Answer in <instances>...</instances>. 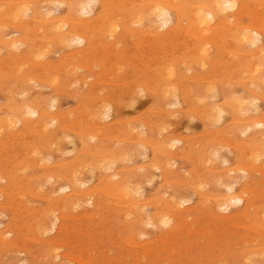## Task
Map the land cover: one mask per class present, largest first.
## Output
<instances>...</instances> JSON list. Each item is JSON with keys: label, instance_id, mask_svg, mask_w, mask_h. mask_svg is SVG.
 I'll return each mask as SVG.
<instances>
[{"label": "rangeland", "instance_id": "1", "mask_svg": "<svg viewBox=\"0 0 264 264\" xmlns=\"http://www.w3.org/2000/svg\"><path fill=\"white\" fill-rule=\"evenodd\" d=\"M251 5L253 3H250L247 12L243 15V25L263 24L264 26V23H262L264 20L259 19L260 14L264 10L256 11L254 10L255 6L251 7ZM54 10L55 14L60 16L64 14L65 7H58V9L54 7ZM257 13L260 16H257ZM245 14H247L246 17ZM3 30L4 37L7 36V38L5 37L6 40L24 38V34L19 32L13 25ZM146 30L148 32L151 31L150 28L149 30L146 28ZM121 31L123 33L119 36L118 42L115 41L114 36H107L106 38L100 32H96L94 34L95 46L92 49L89 48L88 51L84 48V50L86 49L85 52L90 53L87 58H82V56L75 60L72 58V53L81 50L80 48L82 47L74 46L62 50L53 48L55 51H48L49 54L46 56V61L43 62L52 63L49 69L42 67V64L38 62L39 60L32 58L33 55L29 52L23 53V60L16 63L13 62L15 57L10 55L9 52L6 50L0 52L3 59L0 63V110H3V112L12 111L14 105L18 103L14 99L16 101L22 99L21 96H18V93L15 95L11 93L12 89L14 90L15 87H19L17 81L20 80L19 77L21 75L34 74L41 78L44 76L42 79L39 78L43 82L39 80V84L33 87L29 98L30 101L38 102L43 99L51 100L52 97L56 98L59 113L62 115L61 129L64 130L65 134L70 135L73 141L74 139L77 141L75 142L76 145H72L70 139H64V135L62 136L63 132H60L61 136H59V140L57 137L59 134L54 136L55 139L57 138V141L53 138L54 141L52 140V142L54 144L52 142L44 143L39 134L31 129L23 132L21 136L16 135L11 137L5 131L0 134V174L10 177L9 179L11 180L15 177L17 180L24 181L21 184L26 183L30 185L28 189L26 188L25 191H22L17 189L14 180H12L13 183L10 180V185H8V182H2L8 194L7 197L0 199V206L2 207H0V237L6 235L8 232L11 235L8 236L9 243L5 244L0 241V264H264V235L261 229L256 226V223H258L256 218L259 219L257 216L264 210V157L259 160L260 162H252L248 157L242 158L241 155L246 152L244 150L242 152V149L235 147L234 143L237 142L236 139L232 138L233 140H231V138L226 137L219 139L220 137L218 136L215 138L217 127L206 126L204 121L200 119L197 113L201 105L198 102L196 105L195 101H192L193 103H184L182 101L179 106L170 107L171 110L179 112L178 114L174 112L175 116L174 113L168 115L163 111L162 104H160L156 97L158 91L154 93L149 90L142 93L137 91L135 96L137 100L135 98L132 100L129 95L133 94L130 91H133L132 89L137 85H148L151 81L150 84L153 85L149 84L148 86L154 87L159 85L155 71L157 69L156 66H161L160 64L168 61H188L190 54H188L189 52L186 53V51H190L194 47L191 44V38L183 33L182 35H173L167 41H158L148 32H146L147 34L134 35L132 33H124L123 29ZM112 43H115V46ZM221 44L223 43L220 42L219 47L222 46ZM107 46H110V48ZM223 47L226 46L220 47L222 50L216 47L213 49L215 55L212 52L210 60H217L219 64L217 63L216 69L208 75L209 78L211 77L210 80H227L228 76L232 75L228 71L227 65H225L226 61L227 63L229 61L231 63L234 58L229 55L232 49L229 48L228 50V46L226 48ZM226 51H229V54ZM26 54L30 56L27 57L28 60H26ZM218 54L220 56L215 57ZM226 57H229L230 60ZM7 60L9 61L6 62ZM61 61H64L65 67L56 64ZM65 62L67 63L65 64ZM183 66H181L182 71L185 70ZM17 67L21 70L18 71ZM188 72L178 82L182 86L190 87L194 93L198 94L200 84L202 83L203 85L208 80L199 79V77L204 75L201 74L199 69L193 68ZM51 79H55L54 82H56L55 84L51 83L52 86L49 83V81L52 82ZM230 86H233V89ZM159 87L157 86V88ZM229 87L232 91H236V93L242 91V88L238 84H226V88ZM104 103H109L112 106L110 117L101 120L99 124L94 123L93 125H96L94 127L87 124L89 121L84 117L85 115L87 116L86 111ZM259 106L264 111V100L259 101ZM167 108L169 109V107ZM188 110H192V112L194 110L195 114L190 113ZM195 110L198 112L196 113ZM1 113L2 111H0V117ZM164 113L165 115H163ZM144 121L146 123L149 121L150 126L166 121L167 124L165 126L168 127L165 128L164 126V132L162 133L168 135L169 138L174 136V138L180 137V140H183L174 150L175 157L170 159L165 157H163L164 159L160 158V164H171L170 167L168 166L169 175L166 173L167 171H155L152 169L149 173L153 175L154 179L156 178L155 182L152 181L153 184L152 182L151 184L144 183L141 188L139 187L142 190V192H139V196H144L142 199L138 197V200L135 198V202L139 203L137 207L140 212L136 215L128 216V218L122 217L120 216L121 212H124L122 205L105 195H101L97 203L95 202L93 205H88L85 201L77 209H67L63 215H60L58 211V216L60 215L59 217L62 220L59 222L55 233L41 235V232H35L34 227L37 225L40 217L38 215L42 211L56 208V202L48 197L49 190H57L63 186V180L59 178L58 182L51 183V185L42 189L36 187L39 182L42 185V182L46 179L48 174L47 169L58 172L65 163L69 164L78 161L80 155L93 149L91 147H88V149L84 148L76 132L96 133L97 126L102 129L105 127L104 135L107 137L103 138V143L95 147V149L108 147V150H112L114 147V149L121 147L128 153L130 152L129 157H132V141H134L132 138L134 137V132L139 130L140 127L141 130L151 132L147 128H142L141 123ZM224 124L226 123L223 122L222 125ZM65 127L68 130L63 129ZM137 127L139 128L137 129ZM215 131L216 134L214 133ZM151 133L159 135L157 132ZM151 133V140H159V137L163 135L160 134V136L154 137ZM219 140H222L227 145L230 142H234L232 145L230 144L231 146H226ZM214 146L220 149L219 158L214 157L213 159L212 156L207 155L208 152L206 151H208V148H214ZM72 149L74 150L72 151ZM144 149L142 153L137 156L135 155L134 159L130 158V161L112 162L114 166L111 165L113 167L111 168L112 170L101 171L96 169L91 176L85 172L83 179L85 182H88L87 187H94L98 191H103L102 188L105 185L101 184L102 181L107 180L112 174L119 173L120 175H125L128 171L135 170L137 167L138 169L149 167L151 160H154L153 152L150 148ZM33 150L35 152H32ZM33 153L37 155L35 154V156ZM40 156L43 157V161L39 160ZM208 156L211 158L209 164L205 161L206 157L209 158ZM46 158L49 161H45ZM224 158L227 161L224 165H221L220 163L223 164V161L225 162ZM86 159H84V162L92 163L91 159L88 157ZM35 161L37 162L35 163ZM45 162L47 166L44 164ZM245 165L246 169L251 170L247 176L242 171L237 170L241 166L244 168ZM251 166L254 167L251 168ZM234 167L238 168L235 169ZM227 168L233 170L231 178L237 179L235 182L233 181L235 192L238 193L242 188L251 190L252 192L250 191L248 206H234L229 211L223 212L226 216H222L223 213L219 216L209 210L211 207L214 208V202H210L207 199L204 201L199 195L195 194L192 184L205 181L208 185L203 190V193L220 195L219 193H223L224 190L218 182V178H220L219 175L223 174L224 171H227ZM166 175H168V179ZM33 189L37 190V192L35 191L36 194ZM20 191L24 195L19 196L18 193L20 194ZM67 191H65V194L69 193ZM176 192L186 198V200H189L188 204L183 207L184 222H177L176 220L166 227L152 224L155 227L148 225L147 228V225L141 221V216L153 215L156 210L155 206L159 205L160 208L163 207L164 200ZM163 195H165L164 198ZM146 201L148 204H146ZM250 203L252 204L250 205ZM142 209L145 210L143 211ZM36 213L39 214L37 215ZM36 216L38 220H36ZM254 216H256L255 219ZM134 219L141 221L136 225L135 228L137 229L132 228L130 224L131 220L135 221ZM34 224L35 226H33ZM259 230L260 234L257 233ZM53 250L56 251L53 252ZM54 254L58 256V259L55 260L53 258Z\"/></svg>", "mask_w": 264, "mask_h": 264}, {"label": "bare ground", "instance_id": "2", "mask_svg": "<svg viewBox=\"0 0 264 264\" xmlns=\"http://www.w3.org/2000/svg\"><path fill=\"white\" fill-rule=\"evenodd\" d=\"M250 3H253L251 7L255 6V9L253 8L254 10H264V0H0V52L2 50H6L7 52H9L10 55L15 57V59L13 58V62L15 63L17 61L23 60V53L29 52L31 55H33L32 58H37L39 60L38 62L42 64V67L49 69L50 66H52V63L48 64L43 62L46 61V56H48L49 54L48 51L50 52L54 50L53 48L62 50L65 48L69 49L74 46L82 47L80 48L81 50L72 53V58H74V60L81 56L82 58H87L88 54L90 53L85 52V50L87 49L88 51L89 48L92 49L93 46H95L96 43L94 40V34L96 32H100L101 35L106 38L107 36H114L116 42H118L117 40L119 39V36L121 35V33H123L121 31L122 29L124 30V33H132L134 35H138L148 32L146 28L148 30L150 28L151 31H149L148 33H150L158 41H167V39L172 38L173 35H182L183 33H185L191 38V44L194 45V47L191 48L190 51H186V53L189 52L188 54H190L188 61H168L164 64H160L161 66H156V64L155 66L157 67V69L155 71L159 80V85L157 86L160 87L157 88V86H148L152 81L148 85L145 84L146 86L143 84L137 85L132 89L133 91H130L131 93L133 92V94H129L130 98L132 100L133 98L137 100V98L135 97L137 91L141 93L146 92L147 90L153 93L155 91H158L156 93V97L160 104H162V109H164L163 111L168 115H171L174 112L178 114L179 112L177 113L176 111L171 110L170 107L174 108L176 106H179L182 101H184V103H193L192 101H195L196 105L198 102L201 105V108L200 110L198 109L199 112L196 110L195 111L196 113L198 112L197 114L199 115L200 119L204 121L206 126L217 127V134L216 131L214 132L216 134L215 138H217L218 136L220 137L219 139H221L222 137L231 138V140H233L232 138L236 139L237 142L234 143L235 147H237L238 149H242V152H246L241 155L242 158L248 157L250 161L256 162L264 157V111H262L259 106V101L264 100V26L263 24L243 25V15L247 12ZM97 6H99V8H97ZM54 7H57V9L58 7H65V15L62 14L60 16H57L55 14ZM263 13L260 15H264ZM246 15L247 14H245V17ZM256 15L260 16L258 15V13ZM261 16L259 17V19L264 20V16H262V18ZM262 23L264 22L262 21ZM10 25H13V27H16L19 32H22L24 34V38H11L9 40H6L7 36H5L6 38L4 37L3 29H6V27ZM152 36L150 37L152 38ZM219 41L223 43L221 44L222 46H228V50L229 48L232 49V51H230V54L229 51L226 52L230 56L234 57H232L233 59L231 63L230 61L229 63H227L226 61L225 64L227 65L226 67L228 71H230V74L232 75L228 76L227 80L222 81H220L219 79L210 80L211 77L209 78L208 76L217 67V60H210V57L212 56L214 47H222H219ZM114 44L115 43H112V45ZM87 46L89 47L87 48ZM107 47L110 48V46ZM84 48L86 49L84 50ZM220 49L222 50V48ZM214 51L216 52V50ZM1 56L2 55L0 53V63L3 60ZM218 56L220 55L218 54L215 57ZM27 57L30 56L27 55L26 60H28ZM227 59L230 60L229 57ZM30 60L31 58L28 61L29 63ZM8 61L9 60H7L6 62ZM64 61L56 64H59V66L61 67H65V65L63 64ZM23 62L25 63V61ZM66 63L67 62H65V64ZM182 63L184 66L181 65ZM20 66L22 67V65ZM181 66L185 67L184 71H182ZM193 68L199 69L201 74H204L202 77H199V79L208 80L206 83H203V85L202 83H199L200 87L198 90V94L194 93L190 89V87L182 86L178 82L179 79H182L184 77V74L186 72L191 71ZM19 70L21 69H18V71ZM39 78L42 79L41 77L34 74H23L19 77L20 80L17 81L19 87H15L14 90L12 89L11 93L13 95L18 93V96H21L22 99L20 101H16V99H14L15 102L18 103L14 105V109L12 111L3 112V110H0L2 111L0 117V134L5 131L6 134L11 137L16 135L21 136L23 132L31 129L39 134L44 143H50L52 142V140L54 141V136L56 134H59L57 136L59 140V136H61L60 132H63V134H61L62 136L64 135V139H70L71 144L76 145L75 142L77 141H75V139L73 141V139H71V136L65 134L64 130L61 129L62 115L59 113V107L56 98L52 97L51 100L43 99L42 101L38 102L30 101L29 98L31 91L33 90V87L39 84ZM54 80L51 79L52 82H50L49 80L47 81H49L51 85V83H56L54 82ZM40 81L43 82V80ZM226 84H238L242 88V91L240 93H236V91H232L230 89L231 86L229 88H226ZM192 98H194V100H192ZM167 107H169V109ZM188 111H190V113L192 112V110ZM111 112L112 106L109 103H104L99 104L98 106L96 105L95 108L86 111L87 116L85 115L84 117L89 121H87V124L94 127L96 126L93 125L94 123L99 124L101 120L109 118ZM192 114H195L194 110ZM163 115H165V113ZM148 122H142V128H147L151 132H157L159 135H155L154 133L148 131L146 132L144 130H141V127H137V129L139 128V130L136 129L137 131L134 132L135 138H132L134 140L132 141V157H129L130 152L128 153L121 147L117 149H114V147L112 150H108V147H103V149L102 147L100 149H95V147L103 143V138L107 137L106 135H104L105 127L102 129L100 126V128H98L97 126L96 133L76 132L77 137L81 139L83 147L86 149H88V147H91L93 149L80 155L78 161H71L72 163L69 164L65 163V165H63L58 172L56 170L52 171L51 169H47L48 174L46 179L42 182V185L40 184V182L37 184V186L35 185L37 188L42 189L43 187L51 185V183L58 182L59 178L63 180V186L59 187L57 190H51L49 188L50 190L48 197L56 202V208L53 210L49 209L47 211H42L40 215H38L39 213H36L40 217L38 220V217L36 216V220L38 221L36 226L35 224L33 225L35 226L34 231L41 232V235L55 233L57 231L59 222L62 220V218H60L59 216L61 214L63 215L67 209H77L80 204L84 203L85 201L86 203H88V205H93L95 202L97 203L98 198L101 195H105L110 199H113L114 202L116 201L120 205H122V209L124 210V212H121L120 216H125L128 218V216L138 214L140 211L138 210L137 204L139 203L135 202V198L137 199L138 197H140L142 199L144 197L139 196V192H142V190H140L142 184H151L152 181L155 182L154 180H156V178L154 179L153 175H151L149 171L152 169H154L155 171L164 170L167 171L166 173L169 175L168 166L170 167L171 164H163L162 162V164H160V158L165 157L170 159L175 157L176 154H174V150L178 147L179 144L182 143L183 140L182 138V140H180V137L174 138V136H171L169 138L168 135H164L162 133L164 132V126L167 124L166 121H164L165 123L163 122L160 124L155 123L156 125L154 126H150ZM223 122H225L226 124L222 125ZM166 127L168 126H165V128ZM63 129H66V127ZM66 130H68V128ZM150 133L154 137H158L160 136V134L163 135L159 137V140H151ZM52 143L54 144V142ZM232 143L230 142L231 145ZM230 144L228 143L229 146H231ZM224 145L228 146L226 143ZM144 148H150L153 152L154 160H151L149 167L139 169L137 167L135 170L128 171V173H126L125 175H120L119 173L112 174L107 180L102 181L101 184L105 185L104 188H102L103 191H98L94 187H87L88 182H85L83 179L85 172L89 173L91 176L94 174V171L96 169L101 171H108L114 167L112 162H123V160H125V162L127 160L130 161V158L136 157L138 154L142 153V150ZM219 149L220 148L215 146L211 149L208 148V151H206L208 152L207 155L212 156L213 159L214 157L219 158ZM73 150L74 149H72V151ZM32 152L35 151L33 150ZM35 154L36 153H33V155ZM177 154L179 155L178 151ZM210 156H208L209 158L206 157L207 159L205 158L207 164H209L211 161ZM86 157L91 159L92 163L87 161L84 162V159H86ZM42 158L43 157H41L39 160L43 161ZM47 160L49 161L48 158L45 159V161ZM224 160L225 162L223 161V164L220 163L221 165H224L226 163L227 160L225 158ZM36 162L37 161H35V163ZM44 164L46 165V162ZM252 167L254 166H251V168ZM237 170L242 171L246 176L249 175L251 171L248 168L246 169V165L244 168H242L241 166V168H238ZM232 172V169L227 168V171H224L223 174L219 175L220 178H218V182L222 185L221 187H223L224 190L223 193H219L220 195H209V193H203V190L208 185V183L205 181L196 183L194 185L190 182L195 194L199 195L204 201L205 199H207L210 202H214V208H209L208 206L205 207H208L212 213L218 214L219 216L221 213L229 211V209L234 206L241 207L249 205V195L251 194V190L242 188L238 193L235 192L233 183L237 179L234 180L233 178H231ZM168 175H166L167 179ZM9 178L10 177L8 176L0 174V199L3 197H7L8 194V191L4 189V185L2 182H8V185H10V182L14 180L17 185V189H20L22 191H25L26 188L28 189V187L30 186L26 183L21 184L24 181L17 180L15 179V177L12 180ZM167 179L165 178L166 181H168ZM67 190L69 191V193L65 194V191ZM22 191H20V194L18 193L19 196L24 195L21 194ZM35 191L37 192V190H34V193ZM165 195H163V198ZM208 201L206 202L209 203ZM188 202L189 200H186V198L176 192L172 196L164 200L163 207L160 208L159 205H156V210L153 215L141 216V221L145 225H147V228L148 225L152 224H159L166 227L168 225H171L172 222L176 220L177 222L180 221L183 223L185 219V215H183V207L187 205ZM146 204H148L147 201ZM251 204L252 203H250V205ZM58 211L60 213L59 216V213H57ZM224 213L222 216H226L224 215ZM261 213H259V216H257L259 219L256 218V221L258 220V223H256L257 225L255 223L254 224L258 226L259 229H261L264 235V210ZM255 217L256 216H254V219ZM141 221L131 220V222H129L132 228L137 229L135 227ZM34 222L36 223V221ZM257 233L260 234V230L259 232L257 231ZM10 235V232L6 233V235H2L0 237V241L5 244L9 243L10 240L8 239V236ZM56 250H53V252ZM53 258L56 260L58 259V256L54 254Z\"/></svg>", "mask_w": 264, "mask_h": 264}]
</instances>
